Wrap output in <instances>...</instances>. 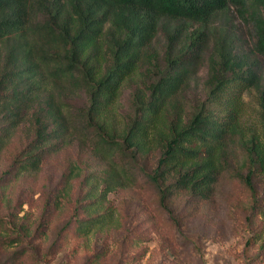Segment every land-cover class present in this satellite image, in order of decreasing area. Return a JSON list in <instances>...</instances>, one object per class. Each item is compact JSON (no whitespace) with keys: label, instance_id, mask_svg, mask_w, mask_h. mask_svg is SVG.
<instances>
[{"label":"trees","instance_id":"1","mask_svg":"<svg viewBox=\"0 0 264 264\" xmlns=\"http://www.w3.org/2000/svg\"><path fill=\"white\" fill-rule=\"evenodd\" d=\"M230 9L248 21L254 51L264 59V0H0V151L28 122L31 139L15 158L22 171L37 172L70 139L92 144L95 156L105 162L104 150L110 159L98 177L104 187L86 192L98 201V210L76 220L78 234L117 225L112 209L101 207L106 195L134 182L155 152L147 177L163 206L181 193L206 199L229 170L235 140L246 159L239 177L264 222V137L248 135L242 122L243 94L259 90L260 75L221 33L208 57L207 101L188 116L177 100L204 60L206 27ZM190 24L198 27L189 31ZM159 31L166 37L160 73L133 94L131 113L119 130L111 109L139 62L153 57L147 50ZM76 91L85 92L87 105L73 111L63 98ZM260 106L264 110V94ZM81 171L70 167L63 198Z\"/></svg>","mask_w":264,"mask_h":264},{"label":"rangeland","instance_id":"2","mask_svg":"<svg viewBox=\"0 0 264 264\" xmlns=\"http://www.w3.org/2000/svg\"><path fill=\"white\" fill-rule=\"evenodd\" d=\"M197 27L190 24L187 28L193 31ZM207 29L210 33L204 60L177 100L188 116L207 101L208 57L218 37L225 34L236 56L260 75L259 90L243 94L242 122L248 135L264 137V110L260 106L264 59L254 51L250 24L230 9L227 16H218ZM165 45L166 37L159 31L147 50L153 57L140 61L124 82L111 109L119 130L124 116L131 113L133 94L138 89L146 90L158 77ZM63 99L73 111L87 105L84 91L68 92ZM31 135L29 123L24 122L0 151V264H264V222L253 210L239 177L246 172V159L238 140L230 145L229 170L221 174L206 199L181 193L167 199L163 206L147 177L155 167V152L134 182L130 180L106 195L101 207L112 209L117 225L81 235L76 232V220L95 216L98 210V201L86 192L91 193V187L98 185V193L104 187L98 177L110 159L104 150L105 162L94 155L92 144L82 146L70 139L59 143L37 172L22 171L15 158ZM73 165L82 169L81 176L71 181L68 196L63 198L65 176ZM253 185L259 194L260 179L254 178Z\"/></svg>","mask_w":264,"mask_h":264}]
</instances>
